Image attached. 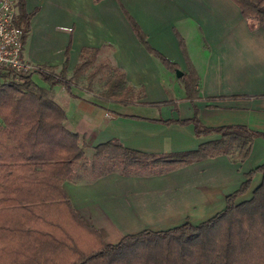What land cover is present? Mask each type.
Returning a JSON list of instances; mask_svg holds the SVG:
<instances>
[{
	"label": "crops",
	"instance_id": "1",
	"mask_svg": "<svg viewBox=\"0 0 264 264\" xmlns=\"http://www.w3.org/2000/svg\"><path fill=\"white\" fill-rule=\"evenodd\" d=\"M29 18L22 58L34 65L56 66L67 42L66 77L82 48H96L94 62L120 69L139 98L129 103L102 99L87 91L55 102L64 111V126L85 144L73 176L62 183L74 210L102 229L104 240L142 229L162 230L183 221L200 222L223 206L224 197L243 173L264 162V139L255 137L248 155L233 162L218 154L162 170L121 174L105 160L91 161L92 147L115 138L124 147L158 156L194 149L216 135H195L185 119L192 105L206 127L241 124L264 132V32L243 18L231 0H23ZM125 11L147 44L177 67L162 66L134 36ZM197 76L191 102L177 75L186 70L178 44ZM78 85V84H73ZM138 95H135L137 97ZM166 101L165 103H163ZM89 152V153H86ZM220 208V209H221Z\"/></svg>",
	"mask_w": 264,
	"mask_h": 264
},
{
	"label": "trees",
	"instance_id": "2",
	"mask_svg": "<svg viewBox=\"0 0 264 264\" xmlns=\"http://www.w3.org/2000/svg\"><path fill=\"white\" fill-rule=\"evenodd\" d=\"M231 1L243 18L264 32V0ZM14 6L23 41L33 11L25 12L23 0H14ZM123 13L141 46L175 73L176 65L152 49L137 24ZM178 44L186 70L177 80L192 103L198 76L180 38ZM68 45L56 72V66L44 64L18 76L0 69V264H264V162L243 173L239 185L225 195L222 208L197 223L186 220L162 230L142 229L108 243L102 229L74 210L62 183L72 178V165L82 159L85 144L65 128L64 111L53 99L52 86L59 83L68 90L83 78L85 90L91 91L97 75L106 71L102 99L126 104L139 93L124 81L120 69L108 62L94 64L96 48H82L66 77ZM33 73L44 85L31 79ZM162 122H189L195 135L216 138L158 156L124 147L112 138L92 147L91 161L105 160L108 170L116 167L121 174L159 171L218 154L239 162L248 155L253 138L264 139V132L241 124L203 126L193 105L189 118ZM255 174L259 179L251 186Z\"/></svg>",
	"mask_w": 264,
	"mask_h": 264
},
{
	"label": "built area",
	"instance_id": "3",
	"mask_svg": "<svg viewBox=\"0 0 264 264\" xmlns=\"http://www.w3.org/2000/svg\"><path fill=\"white\" fill-rule=\"evenodd\" d=\"M24 31L15 24L14 0H0V69L14 75L29 74L35 66L21 56Z\"/></svg>",
	"mask_w": 264,
	"mask_h": 264
},
{
	"label": "rangeland",
	"instance_id": "4",
	"mask_svg": "<svg viewBox=\"0 0 264 264\" xmlns=\"http://www.w3.org/2000/svg\"><path fill=\"white\" fill-rule=\"evenodd\" d=\"M94 64H98V63L94 62ZM56 71H57V68L54 69V72H56ZM107 75H109V73L106 72V71H103V73L97 75L98 78H97L96 81H94V83H93L92 91H95V93H96L97 91H99V90L102 89L103 79H104ZM0 79H1V78H0ZM6 79H7V78H6ZM31 79H32L36 84H38V85H44V84H43V81L40 80V78H39V77L37 76V74H35V73H33V74L31 75ZM75 84H78V85H77V86H76V85H70V87H69L68 90L65 89L64 86L61 85V84H59V83L54 84V85L52 86L53 97L55 96V93H56V98H57L58 100H61L60 97H65V96H66V97H69V99L71 100V96H72V97H74L75 95L80 96V95H82L83 93H85V91L82 90V88L85 89L84 87H85V84H86V82L84 81L83 78H80ZM56 98H55V99H56ZM53 99H54V98H53ZM55 99H54V100H55ZM71 101H72V100H71ZM86 153H89V152H86ZM258 179H259V175H258V174H255V175L252 177L251 186H253L254 184H256L257 181H258ZM247 194H248V192H246L244 195L240 196L238 199H241V198L246 197ZM220 208H221V205H220V207H215V208H214V212H213V214H214L216 211H218Z\"/></svg>",
	"mask_w": 264,
	"mask_h": 264
}]
</instances>
